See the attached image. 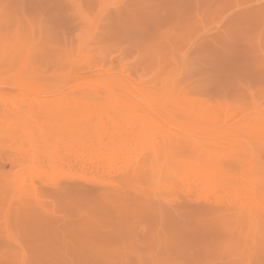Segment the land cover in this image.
<instances>
[{
    "label": "rangeland",
    "instance_id": "374dc122",
    "mask_svg": "<svg viewBox=\"0 0 264 264\" xmlns=\"http://www.w3.org/2000/svg\"><path fill=\"white\" fill-rule=\"evenodd\" d=\"M0 9L1 12L6 11L7 16L11 15L9 19H12V25L20 31L15 35H21L22 41L13 45L20 46L22 51L15 54L22 52L25 55L39 48L47 50L52 42L62 47L67 45L66 48L70 45L76 49L82 47V57L86 52L94 57L81 65L84 67L82 72L89 77L86 82H100L104 85L100 89L107 88L108 84L114 89V84L126 82L136 90L161 91L158 93L172 88L170 96L172 92L177 97L184 93V97L188 98L186 93L193 91L194 86L190 92L187 87L195 85L196 92H191V95L200 89L201 92L199 90L200 93L195 95L196 100H201L206 107H220L218 110H221L225 106V112L227 109L230 112L233 107L232 111L234 113L235 110L237 117L247 111L264 109V0H0ZM11 45L4 48L12 49ZM92 75L95 76L91 78ZM94 78L98 79L94 81ZM166 81H170L171 87L163 86ZM175 81L179 83L178 86ZM137 83V87H133ZM186 83L189 85L186 86ZM158 85H162V90ZM180 85H185L184 89ZM172 86H175L174 89ZM221 102L223 104L219 106ZM227 104H231V107ZM119 107L113 105L115 110L109 109L110 112L103 107L100 113L109 116L117 112L111 115L117 121L125 116L121 112L125 110L118 111ZM88 111L91 119L94 114V117L97 116V111ZM118 112L120 116L117 118ZM231 112L228 114L232 115ZM125 117L128 118V115ZM228 127L214 126L220 137L209 127L211 130L203 132L204 137H208L209 132H213L210 136H215L203 137L207 140L203 147L193 143L192 139L185 144L187 141L183 137L187 131L178 132L183 137L175 132L178 139L176 135L174 140L170 136L172 142L167 143L171 141L167 137V142L162 143L167 144L168 148L160 144L156 149L161 146L163 150L159 148L157 153L151 152L156 153L158 159L168 158L164 163V172L170 174L176 171L174 173L178 174L188 170L190 181L192 173L202 168L200 165L213 169L216 162L221 173L216 166L214 169L221 177L227 175L228 171L231 176L238 171L242 173V169L238 168L242 167L241 158L247 145L245 140L250 138L247 146L252 148L248 149L255 152L259 149L264 154V146L257 144L253 134L247 138L241 133L245 137L242 138L243 151L237 145V151L233 152V157L230 156L228 149H225L230 139L223 137ZM235 129L238 131L240 128ZM209 154V157L212 158L213 154L215 157V161L209 158L210 163L215 162L213 167L209 162L206 164ZM228 155L237 169L226 162L229 161L226 160L229 159ZM250 158L256 160L253 152ZM224 162L228 168L222 165ZM133 180L134 187L146 189L157 186L152 179L146 178L142 182L141 178ZM220 184H223L220 190L229 189L228 184L225 187V183ZM200 187L193 186V191L197 189L201 192ZM177 188H180V184ZM217 189L210 192L213 195L208 192L209 198L203 192H187L186 203L166 206L160 218L151 210L146 211L145 196L143 200L126 192L122 198L102 196L100 193L82 196V192L75 190L74 193L73 190L72 196L67 198L68 192L64 195L49 189L43 192V198L39 200L42 201L39 206L44 205L41 207L43 210L40 208L35 212L31 209L32 213L30 204L24 201L26 206L23 209L29 206V212L21 208L22 211L16 214L12 210L8 212V226L3 215L9 205L16 204L14 207L12 204L15 209L21 202L11 201L9 197L8 200L0 199V264H248L245 253L240 255L235 252L232 243H229L238 225L229 214L228 206L239 198L235 200L228 192L229 195L224 193L225 198L216 200L214 197L217 193H214L220 192ZM5 190L0 188L2 193ZM140 192V195L144 193L142 190ZM2 196L0 194V198ZM4 199L8 202L4 203ZM139 202L146 209L143 212ZM136 207L140 208L137 210ZM255 222L256 226L252 224L253 230H258L261 222L264 224L263 221ZM262 224L259 227L260 235L264 234ZM242 229L246 232L247 226ZM256 243L258 246L253 244L256 254L253 264H264V240Z\"/></svg>",
    "mask_w": 264,
    "mask_h": 264
},
{
    "label": "bare ground",
    "instance_id": "6f19581e",
    "mask_svg": "<svg viewBox=\"0 0 264 264\" xmlns=\"http://www.w3.org/2000/svg\"><path fill=\"white\" fill-rule=\"evenodd\" d=\"M10 17L11 15L8 14L7 16L6 11H0V179L2 182L0 188H6L4 193L0 192L1 196L3 195L0 199L9 197L11 201L21 203L17 204L15 209L12 208L13 203L9 207L7 205L8 209L5 214L1 212L4 214L5 224L7 226L10 224L8 212L11 210L12 213L22 211L21 209L26 206L23 204L25 202H28L30 205H27L31 207L27 206V209L24 208L25 210L29 208L30 211L31 209L35 212L38 211L44 206L43 204V206H39L42 202L39 200L43 198V192L49 189L51 192H59V194L64 195L68 192L70 196L68 195L67 198L72 196L73 190L74 193L75 190L82 192V196L87 193L89 195L100 193L102 196L125 197L124 192L140 196L139 200H143V196H145L143 201H146L144 206L147 210L143 208L144 206L141 207L139 202L141 211L146 210L148 212L149 209L159 217L165 213L166 206L171 207V205L186 203L185 195L187 192H199L197 189L193 191V186H201L199 193L202 194L203 192L205 196L220 186L218 189L221 197H219L218 191L215 192L214 195L218 194L214 197L216 200L225 198L224 193L230 194V196L232 194L235 200L239 198L228 206L229 214L232 215L238 225L233 230L232 234L234 235L229 243H232L235 252L240 255L245 253L248 264H253L256 255L254 254V245L258 246L256 242L259 243V240H264V234L260 235L262 233L259 229L262 222L260 226L258 225L259 231L253 230L252 227V224L256 226V220L264 222V154L259 149L256 152L249 150L248 148L251 146L247 145L248 139H250L248 137L253 134L257 144L264 146V109L258 108L251 112L247 111L242 116L237 117L238 115L234 114L235 110L233 113L234 108L232 107L230 112L232 111L233 114H228L230 113L228 109L226 110L228 113L225 114V106L221 107V110H218L220 107L217 105L218 109H212L202 105L201 100H196L195 95L199 94L201 90L198 89V93L191 95L196 92L194 91L196 86H190L188 83L186 86H190L187 87L189 92L191 91L190 88L194 86V90L191 88L194 92L186 93L188 94L187 97L191 99L185 98L184 93L181 94L182 96L179 94L181 99L177 97V94V96L173 95L174 92L171 93V96L177 98L171 97L169 94L170 91H173L172 88L163 91L162 85V88L158 85L162 93H158L161 91L157 90L150 91L151 89L137 88L136 90L126 82L120 85L114 84V89L109 84L107 88L100 89L101 86H104L100 82L96 83V81L91 84L86 82L88 75L82 72L84 67L81 65L89 59H94V57L88 56L87 52L85 57H82V47L76 49L71 48L70 45L66 48L67 45L62 47L52 42L47 50L39 48L28 51L25 55L22 52L18 55L15 54L20 50V46L15 47V45L20 44L22 40L21 35H15L20 31L18 32V29L12 25ZM8 44H12V49L6 50L4 48ZM94 76L92 75L91 78ZM95 79L98 78H94V81ZM168 82L170 81H166V83ZM166 83L163 85L164 87L165 85L171 87L169 83ZM176 84L178 86L179 83ZM180 84L183 85V83ZM135 85L133 87H137L138 83ZM182 87L184 89L185 85ZM191 96H195V98ZM115 104L120 106L118 111L125 110L121 112H124L125 116L127 114L128 118L124 116L126 119L119 118L116 121L111 115L117 112L111 111L112 114L108 116L104 109L106 116L102 113L103 107H107L109 110ZM222 104L221 102L219 106ZM229 105L231 104H227V106ZM249 109H251L250 106ZM88 110L97 111V116L94 117V114L91 119L87 115L86 111ZM113 110L115 109L113 108ZM222 110L225 112L224 114L221 113ZM88 112L91 113V111ZM118 114L117 118L120 116L119 112ZM219 125L229 126L223 137L230 139L229 144L226 145L228 148L225 149H228L227 151L232 157L233 152L237 151V145L239 149L242 150L243 148L244 140L242 138L245 139V137L240 134L243 133L248 138L245 140L247 145L244 156L241 158L243 159L240 164L242 167L238 168L242 169V173L235 171L237 173H233L234 175L231 176L228 169V174L221 177L218 175L221 171L216 166L217 162L216 165L214 164V168L216 166L219 172H216L214 168H209L208 165L201 166L198 164L202 168L200 171L192 173V181L189 180L190 175L188 173L190 172L188 170L178 174L174 173L176 171L170 174L164 172L163 169L166 167L168 158L161 160L155 155L161 146L160 149L156 148L160 144H164L168 140L167 137L172 136L174 140V136L176 135V138L177 134L184 136L178 132L187 131L185 136L188 137H183L185 142L187 141L185 144H188L189 140L192 139L193 143L201 144L203 147L207 141L204 138L215 136H210L213 132H209L208 137H204L203 132L212 129L216 135H219V132L214 128V126ZM237 127L240 128L238 131L235 129ZM172 139L166 142H172ZM165 145L162 146L169 147L167 144ZM206 148H204L205 151ZM262 148L264 149V147ZM251 152L254 153L255 161L250 158ZM224 154L226 155V153ZM229 155L227 156L229 159H226L229 161L226 162L233 166L230 160L232 157ZM209 156L210 154L207 156L208 160L211 158ZM214 158L213 154L211 159L214 160ZM208 160L206 164L209 162L210 166L215 163V160L213 163ZM226 162L222 165H226L228 168ZM234 167L236 166H233V169H237ZM136 178H141V182L146 178L155 180L157 186L146 187V189L134 187L131 181ZM220 183H225L224 187L228 184L227 186L232 190H224L225 192L220 190L223 185ZM178 184H180L179 189L177 188ZM138 185L142 186L139 183ZM140 190L144 192L141 195ZM228 192L230 193L228 194ZM189 195L191 196V194ZM197 198L203 200L199 195ZM6 200L4 199V203ZM147 200L149 201L147 202ZM146 203L148 204L146 205ZM133 205L130 204V206ZM14 206L16 204H13ZM179 206H183V204ZM140 207H136L137 210ZM28 212L24 211V213ZM31 212L33 213V211ZM243 226H247L246 232H243Z\"/></svg>",
    "mask_w": 264,
    "mask_h": 264
}]
</instances>
